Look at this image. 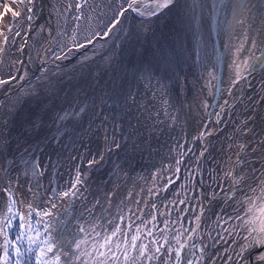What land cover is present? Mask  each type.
Here are the masks:
<instances>
[{"label":"bare ground","instance_id":"6f19581e","mask_svg":"<svg viewBox=\"0 0 264 264\" xmlns=\"http://www.w3.org/2000/svg\"><path fill=\"white\" fill-rule=\"evenodd\" d=\"M68 2L69 0H36L33 12L27 13L20 0H0V31H5L3 27L5 24L13 29L9 35V44L5 46L6 54L3 57V64H0V79H8L10 74L19 77L24 71L28 73L24 80L0 86V117L10 119L9 125L4 129L7 144L4 150L0 151V188H7L9 179H11L19 208L22 212H27L29 203L36 209V205L46 206L51 198L50 189L56 187L59 190L67 187L68 182L74 178L76 170L79 168L83 173L84 184L81 187L83 196L74 197L71 200L55 201L58 207L52 209L51 228L52 231L57 232L59 243L66 246L65 253H67L68 259L70 258L67 264H80V261L75 259L79 255L75 248L76 241L85 239L94 226L100 232L110 230L114 223L119 222L118 217L121 214V209L124 210L125 215L130 214L127 211L129 208L134 211L139 209L138 214L145 216L148 207L155 204L162 195L167 194V189L171 186L168 183L170 177L174 180L171 187L177 185L175 190L182 185L179 182L181 181L180 171L176 172V161L188 160L186 155L189 156V162L195 157L198 160L201 156L200 153L203 152L199 167L195 168L196 163L192 167V176L194 177L192 187L196 186L192 188V200L194 199L195 208V198H197L196 208L198 210L192 216L193 211L191 213L189 211L186 217L194 218L200 214L201 206L203 207L201 227L195 243L197 246L207 245L204 264H209L208 257L214 260L215 264H225L224 257L233 250H238L237 245L241 241L240 237L236 236L235 242H233V236L225 233L223 229L233 225L239 226L240 222L232 219L228 221L227 225L224 224V220H228L229 216L235 217L234 208L238 205L235 201H227L228 209H226L223 196L224 192H227L225 178L222 176L220 179V173H217L215 165H213L214 173L212 175H209L212 167L208 173L206 171L208 154L211 155L210 162L213 160L216 162L217 153L204 151L207 144L205 143L206 138H201L200 133L210 131L211 128L208 127L212 116L217 118L216 113H220V115L225 113V115L231 116V123H227L225 127H229L228 131L233 132L231 134L235 148L229 158L226 156L223 158L224 162L230 163L229 170L236 175L249 177L246 183L253 187L256 186L257 178L264 174V144L260 143L264 140V69L256 66L248 79L241 81L234 88H231L230 83L233 56L229 45L236 43V34L240 33L239 26L230 28L228 24L223 23L224 20L231 22V16L226 12L219 17L222 27L210 23V35V32H206L203 21L199 24L200 31L196 32L192 23L183 15V8H174L170 12L165 10L159 18L154 17L151 22L144 25L141 24L143 18L129 12L127 17H131L130 25L125 24L121 27V23L108 37H97L92 45L84 49L73 50L66 59L55 60L52 54L54 50L47 47L48 31H51L53 28L51 25L54 26L56 23L58 32H71L74 24L66 22L63 16L56 11L60 9L62 13ZM98 2V0H90V4L94 7ZM249 4L252 11L249 14L246 27L253 37L260 40L264 38L261 35L264 32V7H258V0H249ZM13 13L20 15L13 17ZM26 14L33 15L34 19L26 20ZM68 15L70 19L71 14ZM85 16H91L92 19L94 13L86 9ZM91 19H84L81 22L82 35L85 34L87 23L91 22ZM29 24H31L30 30ZM155 27L159 33V37L156 39L152 31V28ZM165 27L171 29L168 35L161 32V29ZM16 31H20V36H16V43L12 44L11 40ZM163 38H165L164 42ZM25 40H27V44L21 54L18 49ZM166 41L169 43L167 52L171 54V57L175 56L181 59L177 65L179 66L178 78L172 77L168 73L161 76L164 82L177 83L173 87L166 85L163 88L166 92L173 93L174 96V91H176L181 105L180 117L186 119L192 113L188 97H196L200 91H204L203 88H206L205 92L208 89L197 115L200 116L201 120L199 118V121L202 125L196 127L199 137L195 142L192 140V136L188 135V140L185 138L184 141L182 140L181 149L161 151L158 148L163 146L164 138L158 133L160 132L159 125L149 124L148 127L146 126L148 132L157 127V133L154 136H149L145 142L151 146L145 150L138 164L131 166L135 169L126 172V165L123 160L121 161L123 148H117L110 140L102 139L107 136L106 133H96L98 139L102 140H98V144L95 141L94 146L101 145V150H107V155L106 153L102 155L103 152H94L96 149L92 146L93 142H89V135L94 133L91 128L93 122H97L98 119H94L92 116L95 111L92 109L94 101L87 100L88 98H97L100 94L110 95L114 98L118 89L124 92V88H120L119 84L124 82L125 76L132 80H142L144 74L154 67L149 65V62L147 67L142 66V60L137 62V58L141 54H136L135 50L140 47L143 53L148 45L156 46L157 42L163 44ZM54 42H57L55 45H59V51L56 53H59L62 47L67 51L65 47L67 37L58 35ZM67 46L71 45L67 44ZM49 49H52V52L48 51ZM256 55L262 57L264 52H257ZM17 60H23L24 64L13 65L12 62ZM203 67L206 69L205 72L202 70ZM16 69H20V72H17ZM208 70L210 74L213 71L211 75L215 77V79L211 77L214 84L212 87H206L202 81ZM60 71L61 74L57 73ZM117 72H119L118 84L115 81L109 82L114 79V74ZM41 76L42 78L38 80L37 77ZM57 77L61 79L57 82L54 80L51 84L52 79ZM101 78L103 81H100ZM228 78L229 80L226 81ZM184 82L187 83L182 85ZM117 86H119L118 89ZM45 87L49 89L46 93L50 95L48 97L50 100L48 99L49 101L44 103L45 110L51 113L49 116L43 115L42 120H37L35 116H32L31 109L37 105L36 101H39V98L36 97L40 96L41 91L47 90ZM230 88L231 95L229 94ZM52 89H56V91L50 92ZM129 89L132 91L131 88ZM135 94L137 95V93ZM52 98L56 100H51ZM78 100L80 101L78 102ZM225 100L228 101V105L224 104ZM87 102H90L89 105ZM205 102L208 105L207 108L204 107ZM156 106L157 103L146 106V109H149L148 115H156L158 111ZM222 106L223 111H221ZM81 108L84 109L83 112H80ZM61 117L63 119H60ZM189 120L193 119L189 118ZM27 126L31 131L27 130ZM39 129L42 130L38 132ZM209 137L211 135H208L207 140ZM119 138L120 136H118ZM170 139L167 138V141ZM240 144L247 146L243 152L239 148ZM182 153L183 155H181ZM238 153L240 162H237ZM22 156L24 159L38 160L44 168V175L34 178L30 166L27 175H25V166L20 163ZM93 159L96 162L90 166L89 161ZM107 159H111L110 162H107ZM115 159L122 163L115 162L111 167ZM8 161H13L15 167ZM174 165H176L175 168ZM113 167L115 168L112 169ZM199 168L200 170L197 171ZM4 169H10V171L5 172ZM127 173H130L129 177H127ZM29 188L32 190L29 191ZM245 191H247L246 187ZM214 193L216 194L215 198H213ZM217 197H219L218 200H216ZM237 197L241 198L239 193H237ZM175 198H177L176 193L173 194L174 201ZM6 201L7 195L0 192V210H6ZM185 207V204L177 202L175 210H184ZM240 214L243 215L242 210ZM218 216L223 219H218ZM165 218L172 221L175 220V215L170 212L166 217L162 216L158 219L162 221ZM109 221L113 223L110 224ZM135 222L139 223L140 221L137 219ZM185 224H188L189 228L193 226L187 222ZM81 226L87 231L81 233ZM238 231L243 234L242 228H238ZM221 234L224 236V240L220 239ZM1 240L2 238H0V243ZM83 247H87V245H83ZM254 255L255 251L252 252V256ZM151 264H161V261H153Z\"/></svg>","mask_w":264,"mask_h":264},{"label":"snow or ice","instance_id":"6c2138e0","mask_svg":"<svg viewBox=\"0 0 264 264\" xmlns=\"http://www.w3.org/2000/svg\"><path fill=\"white\" fill-rule=\"evenodd\" d=\"M35 2L36 0H20V3L25 6L27 13L33 12ZM97 7L90 4V0H69L62 13L60 9L56 10L66 22L73 23L74 27L70 33L67 31L57 33V35L67 37L65 45L67 51L62 47L59 53L53 52L55 60L66 59L73 50L84 49L92 45L97 37H108L122 23V20L127 18L129 12L143 18L141 24L144 25L151 22L154 17L159 18L165 10L170 12L173 8H183V15L192 23L196 32L200 31L199 24L201 21L222 27L219 17L226 12L230 14L231 22L224 20L223 23L228 24L230 28L239 26L240 33H233L237 35L236 43L229 45L233 56L231 88H234L241 81H246L256 66L264 69V56L257 57L256 55L257 52H264V38L257 40L249 33L246 27L249 14L252 11L249 0H185L183 5L180 4V0H108V7L112 12V16L108 24L104 26L103 33L92 29L87 32V35L82 36L81 22L84 19H91V16H85V10L89 9L94 13ZM258 7H264V0H258ZM68 14H71L70 19ZM19 15V13H13V17ZM25 19L32 21L34 16L26 14ZM3 27L5 31H0V64H3V57L6 54L5 46L9 44V35L13 32V29L6 24ZM30 29L31 24H29ZM261 35L264 36V32ZM16 36H20V31L15 32L11 40L12 44L16 43ZM26 44L27 40L18 49L21 54H23ZM67 44L71 46L69 47ZM48 51L52 52V49ZM12 63L13 65L17 63L23 65L24 61L17 60ZM16 71L20 72V69H16ZM27 75V71H24L19 77L10 74L8 79H0V86L24 80ZM41 78L42 76L37 77L38 80ZM213 79H215L214 76ZM231 88L229 89L230 95ZM154 95H159V93H154ZM160 103L161 110L167 115L166 106L168 101L164 97H160ZM224 104L228 105V101L225 100ZM204 107H208L206 102ZM83 111L84 109L81 108L80 112ZM221 111H223V106ZM159 114L157 113V115ZM215 115L217 123H219L220 113ZM171 118L174 119V117ZM60 119H63V117ZM9 123L10 119L0 117V151H3L7 144V136L4 134V129ZM211 134V131H202L200 137L204 138ZM260 143L264 144V140ZM116 147L118 148L119 144ZM246 147L244 144L239 145L241 152ZM204 151H207V148ZM253 152H255V149H253ZM203 154V152L200 153L201 156ZM237 157V162H240L239 153ZM101 159H103V156H101ZM95 162V159L90 160L89 165L91 166ZM8 163L15 167L13 161H8ZM20 163L25 166V175H27L29 166L34 178L44 175V168H42L38 160L24 159L22 156ZM181 163V160L176 161L177 173L180 171L178 166ZM4 171L7 172L10 169H4ZM225 176L232 181L229 191L224 192L225 202L235 201L238 206L234 208L235 217L229 216L228 220H224V224L227 225L228 221L232 219L238 220L240 223L239 226L225 227L223 231L233 236V242H235L236 236H239L241 241L237 245L238 250H233L224 257L225 264H264V174L257 178L255 187L246 183L249 179L246 175H236L229 171L225 173ZM82 177L83 173L77 168L76 175L68 182L66 189L58 190L56 187L50 189L51 199L48 203H50L51 209L58 207L55 202L57 200H71L74 197L83 196L81 187L84 184V180ZM8 183L9 186L7 188H0V192L7 195L6 210H0V238H2V243H0V264H33V254L35 256L34 264H62V256H66L67 253L56 250L57 244L51 238L50 226L44 221L45 217L53 215L52 211L50 209L37 210L31 203L27 205V212H22L18 209L14 211V206L18 201L13 196L11 179H9ZM168 183L172 184L174 180L170 177ZM245 187L247 191H245ZM31 190L29 188V191ZM237 193L240 194L241 198L237 197ZM215 197L216 194L214 193L213 198ZM97 203L99 202L97 201ZM170 203L176 202L172 201ZM179 203L184 204L185 201L180 200ZM151 207L153 210L156 209L155 204H152ZM191 210L197 211L195 208ZM241 210L243 215L240 214ZM127 211L130 213L129 215H125L123 209L120 210L119 222L114 223L110 230L100 232L94 226L85 239L75 242V248L79 252L75 259L79 260L80 264H151L153 261H161V264H204L207 245L197 246L195 243L201 227L202 206L199 210L200 214L194 218L188 219L185 217L181 219L178 217L172 221L168 218L161 221L153 213L141 216L138 214L139 209L134 211L129 208ZM177 211L182 212L184 210L177 209ZM34 213L35 217H37L35 220L36 227L32 223ZM160 215L167 216L165 213H160ZM17 218L19 221L15 225L18 229L17 234L14 238H10L13 220H17ZM137 219L140 221L139 223L135 222ZM218 219H223V217L218 216ZM185 222L193 226L191 228L185 227ZM109 223L113 222L109 221ZM177 224L179 227H175ZM40 225L43 226V231H41ZM238 228L243 229V234L238 231ZM86 231L83 226L80 227L81 233ZM220 239L224 240L222 234ZM225 242L227 243V241ZM25 244L27 247L22 250V246ZM83 245H87V247L82 248ZM225 251L227 252L228 250L226 249ZM253 251H255L254 256H252ZM25 256L28 257L27 261L24 259ZM207 259L209 264H215V261L210 257Z\"/></svg>","mask_w":264,"mask_h":264},{"label":"water","instance_id":"95a60500","mask_svg":"<svg viewBox=\"0 0 264 264\" xmlns=\"http://www.w3.org/2000/svg\"><path fill=\"white\" fill-rule=\"evenodd\" d=\"M162 25H160V26H162ZM157 30H158L157 27L152 28L153 36L157 35L156 38L159 37V35H158L159 33L157 32ZM161 32H164V34L166 33L168 35L169 30L167 29V27H165V28L161 29ZM166 38H167V36H166ZM167 39H169V38H167ZM164 40H165V38L162 39L163 42H164ZM167 50H169L168 41H166L163 44H162V42L156 43V46L148 45V47L144 50L145 52H143V53H142L141 48L138 47L137 50H135V53L136 54L140 53L141 55H139L138 58L136 57L137 62H140L142 60L143 61L142 66L147 67L149 65H152L154 68L150 69L147 74H144V78L142 80L141 79L132 80V79H128V77H126V79H125L126 80V83H125L126 88L123 91L131 99V100H129L130 102L128 103L129 109L125 108L127 110L126 116H122L124 114L123 108L121 111V115H119V108H117V106H119V105L111 103V106H107V107H114L116 109L114 111V114H117V115H114V116L113 115L112 116L111 115H104L103 116L100 113H98L97 115H95L93 117L94 119L97 118L100 121L101 119H103L102 117L107 116V118L109 117V119H107L108 120L107 122L109 124L105 125V128H104V127H101L98 125V123H100V122L97 123L94 121V124L92 125V127H93L92 130L94 131L96 128H98V129L96 131H94L95 136L89 135L90 136L89 142L90 143L93 142V145L92 144L91 145L94 146L95 141L98 144L99 143L98 140L105 139V141L110 140L115 145L119 144V147L123 148L121 161L123 160L125 165H126V168H127L126 172L132 171L133 169H135L131 166L138 164V161L143 157L145 150L148 149V146H151L145 142L149 139V136H154V134L157 133L156 132L157 127L154 129L150 128L153 130L148 132V130L146 129L147 125L152 124V123L158 124L159 130H160V132H158V133L163 138L165 136H167V138H175L177 136V137H179V139H182V137H184V135H186V133H197L196 127L202 126V125H200V121H199L200 116H197L199 114L198 104L200 106L201 103L205 100L208 89H207V92H205L206 88H203L204 93L202 91H200V93L196 97H188V103L191 104V109H192V113L190 115L191 117L189 116V118H192L193 120L190 121L188 117H186V119L180 117L181 105H180L179 97H178L176 91H174L175 92L174 93L175 96H174L173 93L166 92V90L163 88V86H166V85H170L171 87H173L174 83H172L170 81L164 82L162 80L161 76H163L164 74L166 75L168 73V75L178 78V68H179V66H177L178 62H179L178 58L175 56L171 57V54H169L167 52ZM148 62H149V65L147 64ZM176 84L177 83H175L174 85H176ZM128 88H131L132 91H130V89L128 90ZM164 90H165V93H164ZM175 90H176V88H175ZM134 91H136L135 93H137V95L134 93ZM154 93H159V95H154ZM160 97H164L168 101V105L166 106L167 112H168L167 115L164 114V112L161 110ZM153 103H157L156 110H158V111L156 112V115H148L149 109H146V106L147 105L149 106ZM144 109H145V111H144ZM157 113H160V114L157 115ZM102 114H105V113H102ZM226 115H225V113H222L220 115V122L219 123H217V118L212 116V124L209 125L210 127H208V128H211L210 131L212 134H211V138L209 137L208 140H207L208 136L205 137L206 138L205 143H207L205 147L207 148V150L209 152L212 153L215 151L217 153V158H216L217 161L216 162L214 160H213V162H210L211 155L208 154V157H207L208 165H207V167L211 166L213 168L211 170L212 173L210 172L209 175H212L214 173L213 172L214 171L213 165H215L217 167V173H220L219 174L220 179H222V176L225 178V181H226L225 186H227V191H229V189L231 188V185H232V181L225 176V173L230 171L229 170L230 169V163L228 162V164H227V162H224L223 158L225 156L229 158V155L234 150L235 145L233 142V136L231 134L233 132L231 130L228 131L229 127H227V128L225 127V125L227 123H231V120H230L231 116H229V115L226 116ZM171 117H174V119H172ZM152 120H153V122H152ZM200 120H201V118H200ZM96 133H106L107 136L102 137V139H98ZM213 135H217L216 136V138H217L216 147H214L211 144L214 141V140H212L214 138V137H212ZM118 136H120L119 139H118ZM90 140H92V141H90ZM122 140H124V142H121ZM127 143H128V145L132 144V146L131 147L125 146ZM164 146L165 145L161 146L158 149H160L161 151L162 150L166 151L165 148H167L168 145H167V147H164ZM111 147L114 148L113 145H111ZM94 148L96 149L94 152H96V153L103 152L102 155H104V153L107 152V150H101V148H102L101 145L100 146H94ZM124 149H126V150H124ZM106 155H107V153H106ZM186 156L188 157V160L185 159L184 162H182L180 165L181 166V168H180L181 181H179V182L182 183V185H180L177 188V190H175L177 185L175 187H171L173 185V183H172L171 186L167 189V194L162 195L160 197V199L155 202L156 209L155 210L150 209L151 206L149 205L150 207H148V211L146 212V215L148 213H153L155 215H158V218H161L162 216L160 215V213L168 214L170 212H173V214L175 215V220L178 217L181 219L183 217V219H184L187 216L186 211L189 210L188 208L191 209V207H193L190 203V199H192V195H193L192 188L195 185L192 187V185L194 184V177L192 176L193 172L191 170V164H190L191 162H189V156L188 155H186ZM110 160L111 159H107V162L108 161L110 162ZM116 160L117 159H115V161H113L111 167L115 164V162H117ZM200 160H201V156L198 158V160H196L198 166H199ZM228 161H229V159H228ZM119 162L120 161L118 160L117 164H119ZM120 163H122V162H120ZM126 163H128L130 165H128ZM197 165L195 166V168H197ZM173 167L175 168L176 165H174ZM114 168L115 167H113L112 169H114ZM196 173H197V171H196ZM129 174L130 173L126 174L127 177H129ZM209 177H212V176H209ZM222 184H224L223 181H222ZM174 193L177 194V198H175L176 203H170V202L174 201L173 200V194ZM218 198L219 197H217L216 200H218ZM180 200L185 201L184 204L186 207H185L184 211L177 212L175 210V207L177 206V202H178V204H180L179 203ZM225 207H226V209H228V202H225ZM187 226H189V225L185 224V227H187ZM176 227H179V225L177 224ZM157 235H159V234H157Z\"/></svg>","mask_w":264,"mask_h":264},{"label":"rangeland","instance_id":"374dc122","mask_svg":"<svg viewBox=\"0 0 264 264\" xmlns=\"http://www.w3.org/2000/svg\"><path fill=\"white\" fill-rule=\"evenodd\" d=\"M97 1V0H96ZM99 2L97 3V5L95 6V7H97V10H96V12H94V18L92 17V19H91V22H88L87 23V25H88V27L86 28V30H85V34H83V35H86V33L88 32V31H91L92 29H95V31H99V32H101L102 31V33H103V31H104V26L106 25V24H108V22H109V20H110V18H111V16H112V12L109 10V8H107L108 7V0H98ZM92 2V1H91ZM185 2H184V0H180V4L181 5H183ZM173 10H174V8H173ZM131 17L130 16H128L126 19H124L123 20V22H122V26L121 27H123L125 24H127V25H130L131 24ZM203 23H204V25H205V30H206V32L208 33V32H210V22H205V21H203ZM48 25V24H47ZM126 25V26H127ZM53 28L51 29V31H48L49 32V34H48V38H47V47H49V48H52L53 50H54V52H58L59 51V45H55V43H57V42H54V39H56V37H58V35H57V33H58V28L56 27V23H55V25L53 26V25H51ZM169 30V33H170V30L171 29H168ZM53 31V32H52ZM82 35V36H83ZM207 35V34H206ZM210 35H211V32H210ZM153 37V36H152ZM154 37H155V39H156V37H157V35H154ZM54 43V44H53ZM158 43V42H157ZM53 44V45H52ZM153 46V45H152ZM178 58V61L179 60H181L180 59V57H177ZM212 60H213V55H212ZM213 64H214V62H213ZM202 70L205 72L206 71V69H205V67H203L202 68ZM212 73H213V71H211ZM57 73H59V74H61V71L60 72H57ZM211 73V74H212ZM96 74V73H95ZM94 74V75H95ZM210 74V71L208 70V72H206V77H205V79H203L202 81L204 82V85L206 86V87H212V86H214V84L212 83L213 82V80L211 79V77H213V75H211ZM115 75V77H114V79L113 80H111V81H109V82H114L115 81V83H117L118 84V81H119V72H117V73H115L114 74ZM225 77L227 78V76L225 75ZM232 77V76H231ZM61 78H59V77H57V78H54V79H52V83L51 84H53V81L54 80H56V82L57 81H59ZM125 79H126V76H125ZM229 80V78L226 80V81H228ZM100 81H103L102 80V78H101V80ZM99 81V82H100ZM225 81V80H224ZM126 80H124V82L123 83H120L119 85H121L120 86V88H124V90H125V86H126ZM182 83V82H181ZM185 83H187V82H184L182 85H184ZM122 84H124L123 85V87H122ZM175 84V83H174ZM173 84V85H174ZM222 86V85H221ZM220 86V87H221ZM46 88V87H45ZM117 89L119 88V86H117L116 87ZM47 89V88H46ZM49 89H47V90H42L41 91V94H40V96H38V97H36V98H39V101H36V103H37V107L35 106V108L34 109H31V113H32V116H35V119H40V120H42V116L43 115H50V111H48V110H45L46 109V105L44 104L49 98L48 97H50V95H47V91H48ZM122 90V89H121ZM54 91H56V89H52L50 92H54ZM117 91V93H115V97L113 98V97H111L110 95H107V96H104V94H100V95H98L97 96V98H88V100L87 101H94V108H92L93 109V113H92V116L94 117L96 114L95 113H100L101 115H117V114H114V111L116 110L114 107H107V106H111V103H114V104H116V105H119V106H117V108H119V115H121V111H122V108H123V110H124V114L122 115V116H126V109L125 108H128V103L130 102L129 100H131L124 92H121L120 91V89H118V90H116ZM50 100V99H49ZM48 100V101H49ZM51 100H56V99H54V98H52ZM108 100H110V101H108ZM80 100H78V102H79ZM82 102V101H81ZM89 103L90 102H87V104L89 105ZM92 104V103H91ZM55 107H56V105H55ZM54 107V108H55ZM198 107H200L199 106V104H198ZM129 109V108H128ZM102 113H105V114H102ZM103 119H101L100 121L99 120H97V123L98 122H100V123H98V125L99 126H101V127H104L105 128V125H108L109 123L107 122L108 120L107 119H109V117L107 118V116L106 117H102ZM112 119V118H111ZM39 120V121H40ZM113 120V119H112ZM39 121H37V122H39ZM112 122V121H111ZM43 124V123H42ZM93 124H94V122H93ZM212 124V119H211V123H210V125ZM100 127V128H101ZM210 127V126H209ZM27 128V130H29V131H31V129H30V127L29 126H27L26 127ZM93 128V127H92ZM92 128H91V131H92ZM98 128H96L94 131H96ZM42 129H39V131L38 132H40ZM22 132H23V130H22ZM198 133H195V134H193V133H186V135H184V137H182V139H179V137H175L174 139H173V141H176V142H179V143H177V144H175L173 141H171L169 144H168V142L170 141V140H172V138L170 139V140H168L167 141V136H165L164 137V143H163V145H165L164 147H167V145H168V147L167 148H165V149H172V150H174L173 148H180L181 149V145H183V139L185 138V139H187L188 140V135H190V136H192V140H194L195 142H197V140H198V135H197ZM215 134V133H214ZM94 135V133L92 134V136ZM95 136V135H94ZM216 136L217 135H213L212 137H214L212 140H214L211 144L214 146V147H216V145H217V138H216ZM211 138V137H210ZM183 140V141H182ZM167 141V143H165ZM174 144V145H173ZM147 145V144H146ZM125 146H127V147H131L132 146V144H130V145H128V143L125 145ZM173 147V148H172ZM197 147L199 148V145H197ZM201 147V146H200ZM204 148H206V147H204ZM193 162V163H192ZM196 163V164H195ZM191 170H192V166H193V164H195V165H197V161H196V157L194 158V160H192L191 161ZM197 167H199L198 165H197ZM211 167V166H210ZM210 167H206V171H207V173L210 171ZM200 170V168L199 169H197V171H199ZM212 173V172H211ZM194 187H196V186H194ZM67 187H65L64 189H66ZM12 189H13V196H14V199H16V200H18L17 199V197H16V191H15V189L12 187ZM64 189H59V190H64ZM51 199V198H50ZM196 202H197V198H195V209H197L196 208ZM48 203V202H47ZM190 203H191V205L193 206V208H194V199L192 200V199H190ZM36 207H37V210H41V209H50L51 211H52V209H51V205H50V203H48L46 206H44V207H42V206H38V205H36ZM192 207H191V209H193ZM20 210L21 211V209L19 208V204L17 203L15 206H14V211L15 210ZM189 210H190V213L192 212V210L190 209V208H188ZM189 210L188 211H186V215H188V213H189ZM198 210V209H197ZM197 211H193V214H191V216L192 215H194L195 213H196ZM37 219V217H35V213L33 214V220H32V223H33V226L34 227H36V224H35V220ZM182 219H183V217H182ZM44 221L46 222V223H48L49 224V226H50V233H51V238L53 239V240H55L56 241V244H57V251H62V252H66V246L65 245H61L60 243H59V239H58V235H57V232H54V231H52V228H51V224H52V219H51V217H45L44 218ZM19 221H18V218H17V220H13V228L11 229V231H10V238H14L15 237V235L17 234V231H18V229L15 227V225L18 223ZM40 227V229H41V231H43V226L42 225H40L39 226ZM188 228H189V226H187ZM1 243H2V240H1ZM24 247H27V245L25 244V245H23L22 246V250H23V248ZM26 261L28 260V257L27 256H25V258H24ZM70 259V258H69ZM69 259H68V255H66V256H62V264H67L68 263V261H69ZM34 260H35V256H34V254L32 255V262H33V264H34Z\"/></svg>","mask_w":264,"mask_h":264}]
</instances>
